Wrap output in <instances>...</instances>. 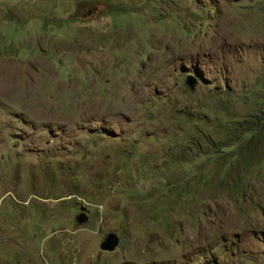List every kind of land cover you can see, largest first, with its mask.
I'll list each match as a JSON object with an SVG mask.
<instances>
[{
  "label": "rangeland",
  "instance_id": "374dc122",
  "mask_svg": "<svg viewBox=\"0 0 264 264\" xmlns=\"http://www.w3.org/2000/svg\"><path fill=\"white\" fill-rule=\"evenodd\" d=\"M263 118L264 0H0V264H264Z\"/></svg>",
  "mask_w": 264,
  "mask_h": 264
},
{
  "label": "water",
  "instance_id": "95a60500",
  "mask_svg": "<svg viewBox=\"0 0 264 264\" xmlns=\"http://www.w3.org/2000/svg\"><path fill=\"white\" fill-rule=\"evenodd\" d=\"M186 83L191 89V91H194L198 85V78L194 75H189L187 77ZM77 221L80 225H83L88 221V216L85 213H81L78 215ZM119 242V237L115 233H111L101 243L100 249L104 252H113L119 245Z\"/></svg>",
  "mask_w": 264,
  "mask_h": 264
},
{
  "label": "clouds",
  "instance_id": "9594fccd",
  "mask_svg": "<svg viewBox=\"0 0 264 264\" xmlns=\"http://www.w3.org/2000/svg\"><path fill=\"white\" fill-rule=\"evenodd\" d=\"M112 233H113V232H112ZM109 234H111V233H109ZM109 234H108V235H109ZM115 234H116V233H115ZM108 235H107V236H108ZM116 235H117V234H116ZM107 236H106V237H107ZM117 236H118V235H117ZM106 237H105V238H106ZM118 237H119V236H118ZM105 238H104V240H105ZM119 239H120V237H119ZM104 240H103V241H104ZM103 241H102V242H103ZM119 245H120V242H119ZM119 245L117 246V248L119 247ZM117 248H116V249H117ZM116 249H115V250H116ZM100 250H101V249H100ZM113 252H114V251H113Z\"/></svg>",
  "mask_w": 264,
  "mask_h": 264
},
{
  "label": "trees",
  "instance_id": "16d2710c",
  "mask_svg": "<svg viewBox=\"0 0 264 264\" xmlns=\"http://www.w3.org/2000/svg\"><path fill=\"white\" fill-rule=\"evenodd\" d=\"M263 121H264V118H263Z\"/></svg>",
  "mask_w": 264,
  "mask_h": 264
}]
</instances>
